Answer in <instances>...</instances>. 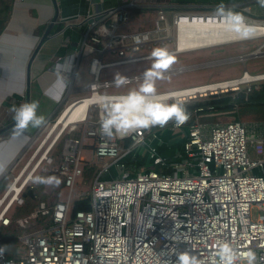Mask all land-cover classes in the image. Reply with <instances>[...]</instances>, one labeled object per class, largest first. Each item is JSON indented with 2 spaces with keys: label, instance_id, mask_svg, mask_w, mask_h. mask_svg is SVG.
Returning <instances> with one entry per match:
<instances>
[{
  "label": "built area",
  "instance_id": "2783aa9c",
  "mask_svg": "<svg viewBox=\"0 0 264 264\" xmlns=\"http://www.w3.org/2000/svg\"><path fill=\"white\" fill-rule=\"evenodd\" d=\"M166 9L158 7L155 28L161 30L162 21L165 29L168 23L174 29L175 46L167 49L171 55L180 51L179 43L186 38L179 35L181 25H228L229 12L241 14L245 23L249 18L245 14L247 8L174 11L169 16ZM111 15L115 19L107 27L95 28L97 22ZM81 20L88 21V27L79 47L54 62L51 69L63 82L52 94L59 105L63 100L67 106L88 100L83 116L75 117L67 125L69 131L77 134L63 139L61 160L53 167L63 179L66 195L51 202L41 200L23 216L11 219L7 215L14 201H22L19 196L42 160H51L45 154L67 127L63 126L26 172L46 141L39 142L23 167L11 175L10 185L0 193L2 227L15 223L26 229L40 216L51 218L49 225L21 233L11 256L0 248V264H176L181 253L196 257L201 264H214L217 246L223 242L236 249L241 257L237 264H245L243 254L249 249L256 252L258 264H264V122L246 123L233 115L227 120L217 116L214 122H204L195 116L201 110L196 107L187 111L190 118L179 128L170 122L164 128L138 131L129 139L101 136V113L93 101L98 95L126 93L117 92L120 88L112 83L117 73L129 78L127 85L141 82L143 65L152 61V45L156 40L161 42V38L131 40L116 32L118 23L126 21V13L115 9L87 11ZM262 21L256 19L255 23L246 24L264 29ZM94 51H99V55L89 58L90 79L85 85L88 94L67 102L76 90L73 82L82 54ZM105 52L116 56L107 58L103 56ZM128 65L138 69L107 73L108 69ZM173 69L171 66L168 71ZM52 89L51 85L44 92L51 94ZM262 89L264 71L250 73L244 68L238 76L157 92L161 97H171L169 103L179 100L185 106L225 95L235 103L239 92ZM235 107L238 112L239 105ZM60 115H52L45 122L53 125L46 133L49 137ZM164 130L183 137L178 159L170 160L158 150ZM87 145H91L89 156ZM139 154L141 158L145 155L144 161ZM85 175L91 177L88 191L79 189ZM80 198H88L89 209L71 214L73 201ZM253 210L257 211L255 218ZM18 246L20 252H16Z\"/></svg>",
  "mask_w": 264,
  "mask_h": 264
},
{
  "label": "crops",
  "instance_id": "0c3cea01",
  "mask_svg": "<svg viewBox=\"0 0 264 264\" xmlns=\"http://www.w3.org/2000/svg\"><path fill=\"white\" fill-rule=\"evenodd\" d=\"M56 4L58 17L52 23L48 31V37L41 43L32 60H30L31 52L54 15L52 0H19L18 3L17 0H12L8 20L0 32V178L7 168L16 165L24 156L27 146L31 142L30 139L33 137L31 140H34L38 132V128H29L24 133L17 132L15 124H13L11 108L25 102L38 101V114L45 117V122L55 114L59 107V102L54 99L52 94L63 86V82L61 78L57 77L56 72L52 71V66L54 62L63 60L64 47L67 53L73 52L75 48L79 47L82 35L88 27V21L81 20V17L87 11L96 12L115 9L116 12L126 13V21L118 23L116 32L127 35L128 39L131 40L150 39L158 36L161 38V42L156 40V43L152 45L155 49L159 46L164 47L171 44L172 48L175 46V32L172 27H169V23L167 29H165V23H163L162 29L156 31V12L158 7L161 6H166L165 13L167 16L174 11H218V9L223 11H243L244 8H247V11H245L247 16L264 20V6L261 5L260 0H56ZM124 5L131 6L126 7ZM149 12L152 14V18L147 16ZM114 19L115 16L111 15L106 20L97 22L95 28L98 29L99 26L107 27L108 23ZM151 20H154L153 26L152 23L150 24ZM55 28L57 29L53 31ZM37 30L40 31L37 32ZM73 36L76 37V41L72 40ZM171 37L174 38L171 39ZM250 38H264V35H252ZM221 45L212 44L189 48L186 42L182 41L179 43L180 51L175 54ZM259 47L264 48V40ZM247 53H244L243 56L251 55ZM252 54L263 56L264 49L254 51ZM97 55H99V51L86 55L82 54V58L78 63L79 66L83 58L87 60V73L89 76V58ZM103 56L114 58L116 55L112 52H105ZM29 61V84L27 86L26 65ZM174 68L166 72L165 75L168 73H179L193 67L188 64ZM244 68L246 69V67ZM133 69L138 68H130V65L114 67L108 69L107 73L110 75L115 73L116 70L121 73ZM61 76L64 80V73ZM51 85L53 88L51 94L44 92ZM187 85L193 84L183 86ZM161 90L166 89H157V91ZM160 137L162 141L159 143V152L170 160L178 159L183 137L180 138L176 134H171L169 130L162 131ZM86 147V153L89 156L91 145ZM60 191L65 193V188H61Z\"/></svg>",
  "mask_w": 264,
  "mask_h": 264
},
{
  "label": "clouds",
  "instance_id": "9594fccd",
  "mask_svg": "<svg viewBox=\"0 0 264 264\" xmlns=\"http://www.w3.org/2000/svg\"><path fill=\"white\" fill-rule=\"evenodd\" d=\"M264 6V0H260ZM218 11L223 12L222 9ZM231 22V30L237 39H248L252 36L250 26L244 22L239 13L229 12L226 16ZM153 62L142 74L138 87L129 89L124 94L98 95L93 101L100 109L99 133L109 139H129L138 131H150L153 128H164L170 122L177 128L185 124L190 114L183 102L176 100L169 103L171 97H161L155 82L165 78V73L175 62L171 54L164 48L153 49L149 57ZM116 88L130 83L128 77L117 73L112 82ZM39 102L31 101L11 108L12 120L19 133L29 128H40L45 124V117L38 114ZM32 182L48 187H56L60 179L56 176H34ZM214 264H237L241 258L229 242L220 243L216 249ZM245 264H258L254 250L243 254ZM176 264H201V261L187 253L177 255Z\"/></svg>",
  "mask_w": 264,
  "mask_h": 264
},
{
  "label": "rangeland",
  "instance_id": "374dc122",
  "mask_svg": "<svg viewBox=\"0 0 264 264\" xmlns=\"http://www.w3.org/2000/svg\"><path fill=\"white\" fill-rule=\"evenodd\" d=\"M157 15V12H156ZM150 18H152V14L149 12L147 15ZM257 18L249 16V18H246V23H255ZM150 24L154 20H151ZM162 21H160V25L163 26ZM40 30H37L39 32ZM154 33V32H153ZM72 40L76 41V37L73 36ZM264 40V38H248V39H241V40H236V41H230V42H225V43H220L222 44L221 46H216L212 48H207V49H201V50H195V51H190V52H185V53H179V54H173L171 55L174 58V63L172 64L173 67H178V66H185V65H191L193 68L191 69H186L183 71H180L179 73H168L165 75V78L162 80H157L155 82L156 84V89H169V88H176L178 86H183L186 84H197V83H202V82H207V81H212L215 79H223V78H229L233 76H237L241 73L244 67H246L247 71L250 73H255V72H260L264 71V55L259 56L258 54H251L247 57L243 56L244 53L247 52H256L258 50H262L264 48L259 47L260 43ZM215 46V45H213ZM156 48H172L171 45H166V46H159ZM66 49L64 47V55L66 54ZM153 61L145 63L143 67H145V70L148 69ZM188 67V66H187ZM130 70H126L123 72H129ZM90 76L87 73V60L83 58L78 66V69L76 71L75 79L73 82V87L76 88V90L68 97L67 102H70L78 97L85 96L88 94V91L86 90V84L89 81ZM138 83L130 84L124 86L122 89L116 90L117 92H127L131 88L138 87ZM65 103L62 102L55 114L53 115V118L58 116L65 108ZM244 111H249V109L243 110ZM237 113H241L240 110H238ZM232 118L231 115H228L227 117L221 118V120H227ZM243 122L246 123H251V122H264V121H255V120H242ZM52 126V122L45 123L42 127L38 128V132L36 134V138L34 140L30 139V143L27 146V151H25L24 156L17 162L16 165H14L11 169L7 168V170L2 174L1 178L6 177L7 179V184L4 190L10 185L12 181V174H16V172L19 171L23 167V165L26 163L27 159L29 156L32 154V152L36 149L37 145L39 142L45 137L48 129ZM67 126L64 131L61 133L59 138L57 139L56 143L52 146V148L45 154L46 157H50L52 160V153L54 149L59 145L60 148V155H61V148H62V143L63 139L65 137H71L75 132L69 131ZM60 127L58 126L55 131L52 133V135L46 140L44 143L43 147L41 150L37 153L36 157L34 160L30 163L28 166L26 172L33 166L37 158L44 152L46 146L52 139L53 135L55 132L58 131ZM145 156V155H144ZM141 154H139V158L144 161L145 158ZM49 159L45 158L42 160L40 165L36 168V170L33 173L34 176H39V172L45 171L47 168V164L51 162ZM144 165L146 163H143ZM12 165V164H11ZM55 166V165H54ZM52 166V171L53 167ZM25 172V173H26ZM12 175V176H11ZM42 176H52V175H42ZM0 178V179H1ZM91 177L85 175V178H83V182L80 184L79 189L88 191L89 185H90V180ZM29 186L33 187L36 186V183H33L32 180L28 182ZM3 190V191H4ZM2 191V192H3ZM42 193H45L44 198L42 201H45V199H48L50 202L57 200L58 198L65 197L66 193H61L60 190H57L56 187H48L43 185ZM20 197V196H19ZM21 198V197H20ZM22 201H14L11 205V207L8 210V216L11 219H14L16 217H20L23 215H19L16 217H13L12 213H14V208L17 205H20ZM257 214L256 210H253L252 212V218H255ZM27 229V228H26ZM20 252L21 248L18 246L16 248V252Z\"/></svg>",
  "mask_w": 264,
  "mask_h": 264
},
{
  "label": "trees",
  "instance_id": "16d2710c",
  "mask_svg": "<svg viewBox=\"0 0 264 264\" xmlns=\"http://www.w3.org/2000/svg\"><path fill=\"white\" fill-rule=\"evenodd\" d=\"M12 6V0H0V32L5 27L6 22L9 17L10 9ZM57 28L53 29L56 30ZM239 105L241 113L235 111V105ZM211 106V108H209ZM196 107H200L201 110L196 111L195 116L204 122H213L216 120L217 116L233 115L234 118L240 120H255L264 121V89L260 91L251 92H239L236 96L235 103L231 102L229 95L222 96L221 98H210L205 100L193 101L187 105L185 108L187 111L192 112ZM249 109V111H244ZM75 132L73 135H76ZM61 160L59 145L54 149L52 153V160L47 164L45 171H40L39 176L42 175H52L60 179V183L56 186L57 190L63 188V179L54 171H52V166L58 164ZM141 160V159H140ZM7 184L6 177L0 179V193L4 190ZM43 184H37L36 186H25L22 190L20 197L22 198V203L14 208L13 217L27 214L31 212L34 207L41 201L45 193H42ZM46 200V199H45ZM88 198H80L73 201L71 206V214L78 209H89ZM51 223L50 215L40 216L35 222L31 223L27 229H22L15 223H12L8 227L0 226V248L3 249L8 256L13 254L14 248L18 243V236L23 232H29L33 229H37L42 226H47Z\"/></svg>",
  "mask_w": 264,
  "mask_h": 264
},
{
  "label": "bare ground",
  "instance_id": "6f19581e",
  "mask_svg": "<svg viewBox=\"0 0 264 264\" xmlns=\"http://www.w3.org/2000/svg\"><path fill=\"white\" fill-rule=\"evenodd\" d=\"M18 2L19 0H17V3ZM250 30L252 32V35L254 34L258 35V34L264 33V29L258 28L255 25L250 26ZM179 35L181 38L186 37L182 41L186 42L189 48L190 47H201V46L203 47V46L212 45V44H220V43L240 40L236 38L235 33L231 30V23L228 25L207 24V23L190 25L188 23L186 25L180 26ZM87 102L88 100H82V101L74 103L71 106L66 105L67 107L65 106V108L61 112V115L57 117L59 120L56 122L57 125L54 126V128L55 127L57 128L58 126L60 128L63 126L66 127L68 124L74 122L75 117L83 116L85 109H86ZM52 127L53 125L48 130L53 129ZM48 137H49L48 135H45V137L43 138L42 144L47 140Z\"/></svg>",
  "mask_w": 264,
  "mask_h": 264
},
{
  "label": "water",
  "instance_id": "95a60500",
  "mask_svg": "<svg viewBox=\"0 0 264 264\" xmlns=\"http://www.w3.org/2000/svg\"><path fill=\"white\" fill-rule=\"evenodd\" d=\"M52 3H53V7H54V15L53 17L51 18V20L49 21V24L47 26V28L42 32L39 40L37 41L35 47L33 48L32 52H31V55H30V60H32V58L34 57L35 53L38 51L41 43L44 41V39H46L48 37V31L52 25V23L57 19L58 17V7H57V4H56V0H52ZM247 54H252V52H249ZM29 64H30V61L27 63L26 65V85L28 86L29 84V77H28V67H29ZM14 124V123H13ZM11 125V124H10ZM9 125V126H10Z\"/></svg>",
  "mask_w": 264,
  "mask_h": 264
}]
</instances>
